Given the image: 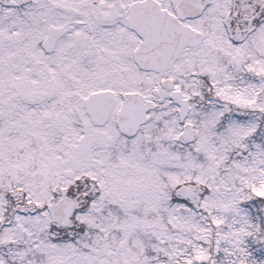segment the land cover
<instances>
[{
	"label": "snow or ice",
	"instance_id": "6c2138e0",
	"mask_svg": "<svg viewBox=\"0 0 264 264\" xmlns=\"http://www.w3.org/2000/svg\"><path fill=\"white\" fill-rule=\"evenodd\" d=\"M0 264H264V0H0Z\"/></svg>",
	"mask_w": 264,
	"mask_h": 264
}]
</instances>
